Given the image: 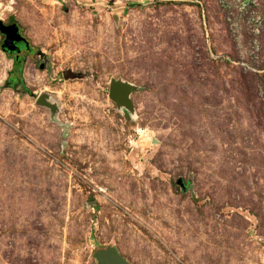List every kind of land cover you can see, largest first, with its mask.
Here are the masks:
<instances>
[{"label":"rangeland","instance_id":"obj_1","mask_svg":"<svg viewBox=\"0 0 264 264\" xmlns=\"http://www.w3.org/2000/svg\"><path fill=\"white\" fill-rule=\"evenodd\" d=\"M11 19L0 264H264V0H0Z\"/></svg>","mask_w":264,"mask_h":264},{"label":"water","instance_id":"obj_2","mask_svg":"<svg viewBox=\"0 0 264 264\" xmlns=\"http://www.w3.org/2000/svg\"><path fill=\"white\" fill-rule=\"evenodd\" d=\"M0 34L5 36L2 42V48L7 53H12L14 51L16 42L24 41V45L28 46L25 38L18 32V26L15 22L6 25L0 20ZM133 89L132 84L120 79H113L109 83V97L119 105L130 107L131 101L129 95ZM46 99H48L46 94L41 95L37 99V103L49 107L50 110L54 112V104L48 103ZM94 257L98 264H130L118 253L116 248L112 246L96 250Z\"/></svg>","mask_w":264,"mask_h":264},{"label":"flooded vegetation","instance_id":"obj_3","mask_svg":"<svg viewBox=\"0 0 264 264\" xmlns=\"http://www.w3.org/2000/svg\"><path fill=\"white\" fill-rule=\"evenodd\" d=\"M12 22H14L13 20H8L6 23H4V24H10V23H12ZM18 26V25H17ZM18 32L20 33V29H19V26H18ZM21 34V33H20ZM4 35H2V38L4 39ZM24 37V36H23ZM25 38V37H24ZM25 40H26V38H25ZM26 42L28 43V46H25L24 45V41L23 42H21V41H19V42H16L15 44H16V46H15V48H14V51L12 52V53H7L8 55H11V54H13L14 55V62L15 61H20L19 60V53L22 51V50H24V51H29L30 49H31V46H30V44H29V42L26 40Z\"/></svg>","mask_w":264,"mask_h":264},{"label":"trees","instance_id":"obj_4","mask_svg":"<svg viewBox=\"0 0 264 264\" xmlns=\"http://www.w3.org/2000/svg\"><path fill=\"white\" fill-rule=\"evenodd\" d=\"M11 20H13V19H11ZM20 63H21V61H15L14 62V64L16 65V69L18 70V72H19V69H20Z\"/></svg>","mask_w":264,"mask_h":264},{"label":"built area","instance_id":"obj_5","mask_svg":"<svg viewBox=\"0 0 264 264\" xmlns=\"http://www.w3.org/2000/svg\"><path fill=\"white\" fill-rule=\"evenodd\" d=\"M257 31V30H256Z\"/></svg>","mask_w":264,"mask_h":264}]
</instances>
